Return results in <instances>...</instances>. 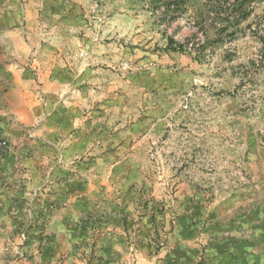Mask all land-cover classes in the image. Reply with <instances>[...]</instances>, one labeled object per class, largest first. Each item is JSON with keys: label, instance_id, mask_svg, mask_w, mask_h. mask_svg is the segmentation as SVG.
I'll return each mask as SVG.
<instances>
[{"label": "rangeland", "instance_id": "rangeland-1", "mask_svg": "<svg viewBox=\"0 0 264 264\" xmlns=\"http://www.w3.org/2000/svg\"><path fill=\"white\" fill-rule=\"evenodd\" d=\"M154 1L41 0L24 61L0 26V264H264V0ZM39 56L64 89L6 113Z\"/></svg>", "mask_w": 264, "mask_h": 264}, {"label": "crops", "instance_id": "crops-1", "mask_svg": "<svg viewBox=\"0 0 264 264\" xmlns=\"http://www.w3.org/2000/svg\"><path fill=\"white\" fill-rule=\"evenodd\" d=\"M5 8L7 12L4 13L7 15H2L0 26H12L11 29L8 28V31L6 33L7 38L5 39V43H7L8 47L7 58H16L24 61L29 57V54L33 53V47L41 45L35 38L27 41L23 35V29L24 31L28 30L29 32L30 29L33 30V27L37 26V18L41 10V0H8ZM34 61L35 63H41L42 65L40 66L38 72L20 69L13 65H7L4 69L6 79L11 82V86L6 94V101L8 103L7 109L5 111L6 113L10 111H16L21 112L19 115L22 116L23 112L38 111L40 105L42 104L41 100H39L38 97V82L39 84H41V91L45 93V95H51L53 93L54 87L56 89L60 87L62 88V90L64 89V83L57 82L59 78V72H52L47 67V65H45L49 61H46L43 56L37 57ZM71 64V75L73 76V79H78L81 74L84 73L77 71V67H74L73 63ZM72 88H74V86ZM64 103L65 101L60 102L61 106H58L60 110H64ZM51 104L52 102L50 101V99L47 100V107H51ZM3 113L4 111H1L0 113V122ZM2 122V124L4 125L5 121L2 120ZM2 124L0 123V126ZM9 154L10 152L8 151V155ZM6 158H9V156L6 155ZM1 205H3L2 201H0V206ZM2 212H4L3 209ZM230 244L233 248L236 246L234 244L232 245L229 239L221 238V240L213 242L210 245L211 247L219 249L225 247L227 248Z\"/></svg>", "mask_w": 264, "mask_h": 264}, {"label": "trees", "instance_id": "trees-1", "mask_svg": "<svg viewBox=\"0 0 264 264\" xmlns=\"http://www.w3.org/2000/svg\"><path fill=\"white\" fill-rule=\"evenodd\" d=\"M186 0H155V6L157 8L162 9L164 14L166 13H172L179 11L183 8V6L186 4ZM230 0H214V2H211V4H208L207 6H210L211 8L216 9H225L228 6ZM231 8L232 13H240L245 12L248 8V6L251 4L254 0H232ZM199 15L204 13L202 8H198Z\"/></svg>", "mask_w": 264, "mask_h": 264}]
</instances>
